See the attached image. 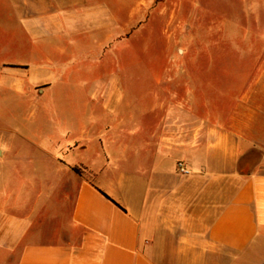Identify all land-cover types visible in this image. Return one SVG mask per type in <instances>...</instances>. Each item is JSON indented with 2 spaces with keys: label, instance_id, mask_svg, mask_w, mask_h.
Returning a JSON list of instances; mask_svg holds the SVG:
<instances>
[{
  "label": "crops",
  "instance_id": "0c3cea01",
  "mask_svg": "<svg viewBox=\"0 0 264 264\" xmlns=\"http://www.w3.org/2000/svg\"><path fill=\"white\" fill-rule=\"evenodd\" d=\"M147 6L0 0V48L19 51L0 60V81L24 96L40 81L92 77L87 94L106 98L94 71L116 60L103 49L117 47ZM160 84L147 92L154 119L143 128L98 105L79 136L67 138L69 122L63 140L42 138L52 166L31 174L47 177L46 190L33 185L24 199L22 170L0 172V264H264V150L241 170L242 156L264 143L255 123L211 125Z\"/></svg>",
  "mask_w": 264,
  "mask_h": 264
},
{
  "label": "rangeland",
  "instance_id": "374dc122",
  "mask_svg": "<svg viewBox=\"0 0 264 264\" xmlns=\"http://www.w3.org/2000/svg\"><path fill=\"white\" fill-rule=\"evenodd\" d=\"M146 2L134 30L127 37L120 34L117 47L103 49L104 57L116 60L104 61L94 71L108 87L106 98L87 94L92 77L68 79L66 86L59 80L51 85L40 81L24 96L0 81V172L22 170L24 199L31 198L33 185L35 191L46 190L47 177L31 174L52 166L37 145L42 138L63 140L69 122L76 125L67 138L79 136L91 116L100 113L94 108L98 105L104 117L118 107L121 118L143 128L154 119L147 111V92L161 88L160 83L177 93V102L194 105L200 120L216 127L233 119L249 121L264 140V0ZM15 52L0 48V60ZM72 90L76 94L71 95ZM255 146L242 156L246 163L241 170L259 161L264 143ZM39 180L44 181L41 186Z\"/></svg>",
  "mask_w": 264,
  "mask_h": 264
},
{
  "label": "built area",
  "instance_id": "2783aa9c",
  "mask_svg": "<svg viewBox=\"0 0 264 264\" xmlns=\"http://www.w3.org/2000/svg\"><path fill=\"white\" fill-rule=\"evenodd\" d=\"M176 168L181 174H188L189 170L186 168L184 162L182 160L177 161Z\"/></svg>",
  "mask_w": 264,
  "mask_h": 264
}]
</instances>
